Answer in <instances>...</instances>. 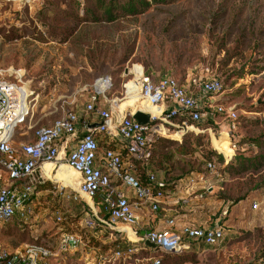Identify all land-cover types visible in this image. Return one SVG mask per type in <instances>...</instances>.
Returning <instances> with one entry per match:
<instances>
[{
  "label": "rangeland",
  "instance_id": "1",
  "mask_svg": "<svg viewBox=\"0 0 264 264\" xmlns=\"http://www.w3.org/2000/svg\"><path fill=\"white\" fill-rule=\"evenodd\" d=\"M44 1L2 0L0 3V69L6 71L11 81L19 71L23 83L39 94L34 116L15 129L13 143L29 142L35 128L50 125L54 119L64 116L76 103L73 104V98L79 100L82 94L91 92L100 77L112 78L110 96L124 95L128 88V99L136 94V104L142 105L145 102L141 99V86L134 92L130 90L131 82L142 85L143 78L157 83L165 77L180 82L188 76L196 81L206 75L218 76L223 81V90L211 97L208 106L205 105L206 111L222 110L214 120L216 129L198 133L192 123L187 122L182 136L181 124L177 127L159 120L161 134L153 136L151 143L159 139L160 144L167 145L168 152L189 134L206 136L203 146L194 145L197 148L194 155L177 154L170 162L172 178L182 184V179L187 177L205 176L210 188L209 191L206 189L209 194L205 206H245L243 213H247L250 225L243 229L246 240L239 248L235 247L233 254H239L243 264L254 262L264 252V187L257 186L264 183V167L259 171L234 174L222 170L221 163L215 158L216 169L211 172L206 165L205 148L226 154L231 150L233 157L238 141L249 138L264 141V0H178L174 4H155L141 15L137 24H89L80 36L81 41L68 43H41L32 37L34 27L27 18L35 16ZM11 2L15 3L8 5ZM58 24L67 26L71 22L60 18ZM39 28L44 30L40 25ZM53 106L58 110L48 113L55 109ZM208 122L205 117L201 126ZM173 123L180 121L176 119ZM159 146L156 145L157 150ZM259 154L264 155V148L249 144L240 147L239 155L246 158ZM66 164V160H59L46 166L52 167V171L61 166L62 171L72 173L67 169L68 164L64 166ZM0 175L6 174L0 169ZM156 175L158 179L161 177ZM53 179L50 184L71 187L63 179L49 178ZM74 179L77 188L80 176ZM47 198L46 202L50 203L46 206L56 205L55 200ZM82 200L88 204L86 198ZM60 206L66 210L69 202ZM43 213L37 212L33 222L18 216L8 222L1 221L0 247L22 249L39 242L53 251L48 264H85L88 254L97 257L95 261H107L99 259L104 255L96 253L115 252L116 241L130 244L120 233L108 230V233H100L103 234L101 238H94L96 231L85 227V217L81 216L70 229L85 233L83 244L60 250L58 242L64 231H60L58 221L50 218L51 210H48L47 221L41 224ZM188 254L156 250L149 255L164 257V264H201V258ZM222 261L219 259L218 264H224Z\"/></svg>",
  "mask_w": 264,
  "mask_h": 264
},
{
  "label": "built area",
  "instance_id": "2",
  "mask_svg": "<svg viewBox=\"0 0 264 264\" xmlns=\"http://www.w3.org/2000/svg\"><path fill=\"white\" fill-rule=\"evenodd\" d=\"M8 76L6 71L0 69V169L5 172L9 180L8 184L0 185V222L12 220L17 213L24 215L26 202L30 200L35 188L31 178L46 163L59 161L60 150L57 142L64 136L77 135L79 119L75 112L68 111L52 125L35 128L34 141L15 145L12 141L15 129L34 116L39 94L23 83V76L19 71L16 72L14 81L9 80ZM193 84L196 89L189 88L173 77L162 78L157 83L143 78V83L140 85L141 97L152 105L160 106V113L158 115L152 113L151 122L142 124L134 119L132 114L116 119L110 110L97 108L96 104L100 99H107L113 83L110 76L100 77L95 81L87 110L96 112L101 121L79 138L77 145L71 148L65 160L68 166L80 175L78 187L74 188V198L77 199L80 195L93 200L96 196H100L101 204L109 214L108 219L101 220L103 225L117 231H127L124 228H132L138 223L130 195L140 202L149 203L155 213L160 209V202L170 195L150 185L156 181L153 173H149V184H143L129 170L125 156L120 151L108 149L99 160V143L96 135L104 134L120 138L127 157L147 163L152 154L150 146L152 137L161 134L159 120L177 127L181 124L182 136L186 132L184 125L187 121L175 124L173 120L176 118L184 117L191 120L192 127L198 133L212 132L211 127L203 128L201 124L205 117L208 120H215L222 110L219 108L218 111H206L205 105L208 106L211 97L223 90V81L218 76L206 75L199 81L193 79ZM128 93L130 91L127 88L125 94ZM189 128L188 126L187 129ZM220 152L228 163L232 155ZM207 167L211 172L216 169L214 163H209ZM189 179L191 184L195 183V178ZM57 221H62V217H57ZM95 224L93 219L86 220V225L90 228H94ZM224 235L222 228L185 226L181 233L151 230L142 240L149 241L155 245L154 248L163 252L181 253L190 248V244L185 241L186 238L200 239L206 244L215 245L223 240ZM81 242L80 235L64 233L59 241V249L77 246ZM132 250V247L127 251L116 250L115 254L121 257L125 252ZM51 254V249L44 245L31 244L22 249L0 247V264H48ZM154 264H161L160 259H156ZM251 264H264V261H254Z\"/></svg>",
  "mask_w": 264,
  "mask_h": 264
},
{
  "label": "crops",
  "instance_id": "3",
  "mask_svg": "<svg viewBox=\"0 0 264 264\" xmlns=\"http://www.w3.org/2000/svg\"><path fill=\"white\" fill-rule=\"evenodd\" d=\"M160 80H158V82ZM180 83L188 86L191 89L197 88L193 84V77L191 76H188L186 79L181 80ZM129 85L130 89L133 85V91L138 92L140 85H137L135 82H131ZM92 94L93 90L91 92H88L87 94H82L83 97L79 100L73 98L75 99L73 104L75 102L76 103L74 104L73 108L67 109L68 111L75 112L79 117L77 122V135L74 137L64 136L57 142V146L60 150L59 160H65L71 148H74L77 145L79 138L84 133H86L89 128H95L100 123V116L96 112H90L87 110V105L91 102ZM127 95L128 94H124L121 96H110L108 94L107 99H100L96 104V107L110 110L116 119H119L124 115H133L139 110H143L152 114V112H150L148 108L143 105V103H141L142 105L136 104V94L133 95L131 99H128ZM53 108L55 109L48 113L52 114L54 111L58 110L56 106H53ZM56 119H54L50 125H52ZM96 136L99 143V160L100 158H102L104 152L108 149L120 151L125 156V160L129 170L132 173H135L137 164L140 161L133 160L132 158L126 156V150L124 149L123 143L120 138L107 136L104 134H97ZM30 141H34V136ZM23 143H26V141L16 145L19 146ZM98 163L99 161H97V164ZM47 164L43 165L42 168L39 169L31 178V181H33L35 184L34 193L31 196L30 200L26 202L25 211L23 212L24 215L20 214V216L31 219L33 222L35 221V216L37 217V215H35L37 212H44L42 215V218L44 219L41 221V224L44 221L46 222L47 218H49V216L47 215L48 210H51L52 213V216H50V218L52 217L57 221V217H62L61 207H64L60 205H64L66 204V202H69L72 199L80 200L84 197L78 195L79 198H74L75 187L72 188L69 186H58L56 184H50L49 181L51 182L54 180H49L47 178V175L45 173ZM69 172H72V170L70 171L69 169ZM69 174L71 176L74 175L73 172ZM189 178L190 177L182 179V184H177L175 188H171L168 191L167 194H169L170 196L160 202V209L156 213L152 211L149 203L140 202L136 200L133 195H130V201L132 203L133 210L138 217V223L132 228H124L128 231L129 238L127 237V231H117L116 229H111L110 227L101 223V220H105L108 218L103 217V215L101 214L102 211L105 210L101 204L100 196L99 201L97 202L95 201V198L93 200L86 199L88 201L87 203L90 211L86 212L83 217H85L84 220L93 219L96 222L95 227L92 228L96 231V234H93V237L97 239L101 238L103 234L100 233H103V231H106L107 233L108 231H111V233L117 232L120 233L123 240L128 239V243H130L128 245H125V243L120 242L121 245H123V247H132L133 250L130 252H125V254L121 257H117L115 252L96 253L98 255H104V257L100 256L99 258L107 259V261L103 262L95 261L97 257H90L87 253L88 255L86 257L88 260L85 262V264H106L107 262L109 264H154V261L156 259L161 258L155 257L153 255L151 256L149 254L150 252L160 250L149 246L147 244V241H143L142 238L151 230H170L181 233L182 229L185 226L202 227L205 229L222 227L225 230V235L223 240L219 244L215 245L206 244L203 240L200 239L196 240L186 238L185 241L190 244V248L185 249L183 251V254L190 253L188 255H194L193 257L198 256L199 258H201V264H207L204 263L206 261H209L208 264H218L219 259L220 261L224 260L222 261L224 262V264H243L241 259L238 258L239 254L234 255L233 250H235V247L239 248L240 245H242V243L246 240V235L243 232L246 230L243 229L247 228L250 225V222L247 218V213H243V211H246V209L244 208L245 206H205V201L209 194L208 189H210L209 187H207V182L209 180H206L205 176L197 174V176L194 177L195 183L191 184ZM161 179L162 178H159L158 180ZM8 183V177L6 175H0V185ZM206 189L208 191H206ZM48 196L52 200H55V204H57V206H46V204L50 203L46 202V198ZM220 213L222 214L219 215ZM171 221L173 222L171 223ZM59 222L61 221H58V223ZM59 226L60 231H64V233H74L76 235H80L82 238V242L80 244H83L84 238L81 234L74 232L73 229L72 232H65V228H63L60 224ZM85 227H88L86 225V221ZM64 233H62L61 236ZM130 233H132L133 235ZM83 256L84 255L82 254L81 258H83ZM162 264H164V260L162 261Z\"/></svg>",
  "mask_w": 264,
  "mask_h": 264
},
{
  "label": "trees",
  "instance_id": "4",
  "mask_svg": "<svg viewBox=\"0 0 264 264\" xmlns=\"http://www.w3.org/2000/svg\"><path fill=\"white\" fill-rule=\"evenodd\" d=\"M2 0H0L1 3ZM5 2L12 0H3ZM178 0H45L43 6L36 12L35 16L31 19L27 18L30 22V26L34 27L33 33L31 34L36 41L41 43L48 42H59L68 43L69 41L75 42L82 40L84 29L87 25H99V24H137L141 15L147 13L156 4L166 5L174 4ZM15 2H11L8 5H13ZM65 20L67 23L71 22V25L64 26L58 24V19ZM33 22H36L35 26ZM39 25L44 28L41 30ZM18 31V28L16 29ZM9 38V36H7ZM12 38H9L11 40ZM102 48V47H100ZM98 50V49H96ZM95 50V51H96ZM129 55L130 52H127ZM124 60L127 58H123ZM264 105V104H263ZM262 110H259V112ZM264 111V110H263ZM180 122L186 120L192 123L188 118H176ZM236 119V118H235ZM209 122L204 124L202 127H211L216 129L214 120H208ZM233 132V131H232ZM234 135V133H233ZM206 136L204 134H189L185 137L183 142L175 143L173 150H168L166 144H160L157 140H153L150 143L151 146V158L147 163L138 162L137 168L134 175H136L145 185L149 184V173H153L161 176V180H158L150 185H154L156 189H161L163 192L168 193L171 188H175L177 185V179L172 178L173 173L169 169L170 162L174 160L175 156L182 155L184 157L192 156L197 152V147L203 146V141ZM242 144H249L256 146L260 149L264 148V141H259L256 138L245 139L237 142V153L226 163L225 157L222 152L217 150L206 149L205 157L207 164L214 163L217 165L215 158L219 160L223 169L233 172L234 174L245 173L248 170L259 171L264 167V155H257L254 158H246L243 155H239L240 147ZM156 145H160V149H156ZM196 145V146H194ZM231 153V150L230 152ZM185 159V158H184ZM178 178V177H177ZM172 179V180H171ZM49 183H51L49 181ZM259 187H264V183L257 184ZM95 201H99V195L95 197ZM57 206V204L55 205ZM54 209V208H53ZM62 211V221L59 224L65 228V232H72L70 227L76 226V222L81 216H84L86 212L90 211L88 204L82 199L70 200L69 206L66 210ZM103 217L109 218V214L106 211L101 213ZM22 217L17 213L15 217ZM24 218V217H22ZM68 226V227H67ZM83 238L85 233H81ZM34 245H43L42 243L35 242ZM116 250L127 251L129 247H123L117 241L114 243ZM164 257L160 259L161 264ZM255 261H264V252L257 256Z\"/></svg>",
  "mask_w": 264,
  "mask_h": 264
},
{
  "label": "bare ground",
  "instance_id": "5",
  "mask_svg": "<svg viewBox=\"0 0 264 264\" xmlns=\"http://www.w3.org/2000/svg\"><path fill=\"white\" fill-rule=\"evenodd\" d=\"M131 89H133V85L131 87ZM130 89V90H131ZM145 103H143V105L145 107L148 108V110L154 114H159L160 113V108L152 105L149 101L144 100ZM67 165V164H66ZM68 169L72 170L74 175H70L67 171H62L61 170V166L59 168H57L55 171H52V167H46L45 168V173L47 175V178H55L58 180H64L65 182H67L71 187H75L76 186V181L74 179L75 176H78L79 174L74 172L72 168H70V166H67ZM77 174V175H75ZM54 180V179H53ZM132 234V233H131ZM133 235V234H132Z\"/></svg>",
  "mask_w": 264,
  "mask_h": 264
},
{
  "label": "water",
  "instance_id": "6",
  "mask_svg": "<svg viewBox=\"0 0 264 264\" xmlns=\"http://www.w3.org/2000/svg\"><path fill=\"white\" fill-rule=\"evenodd\" d=\"M133 118L142 124H149L151 122V114L143 110H139L133 114ZM147 244L151 247H155L154 244L147 241Z\"/></svg>",
  "mask_w": 264,
  "mask_h": 264
}]
</instances>
